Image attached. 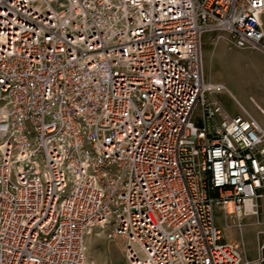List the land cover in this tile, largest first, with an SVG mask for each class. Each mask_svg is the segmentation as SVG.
<instances>
[{"label":"built area","instance_id":"1","mask_svg":"<svg viewBox=\"0 0 264 264\" xmlns=\"http://www.w3.org/2000/svg\"><path fill=\"white\" fill-rule=\"evenodd\" d=\"M264 52V0H0V264H264V131L204 80L206 32ZM197 107L201 117L196 118Z\"/></svg>","mask_w":264,"mask_h":264},{"label":"rangeland","instance_id":"2","mask_svg":"<svg viewBox=\"0 0 264 264\" xmlns=\"http://www.w3.org/2000/svg\"><path fill=\"white\" fill-rule=\"evenodd\" d=\"M201 58L204 80L223 84L217 95L231 113L246 107L254 119L264 126V52L236 47L225 30L206 32L202 38ZM197 107L195 117H201ZM219 224L228 238L240 240L242 253L249 257L258 254V236L264 233V192L259 199V213L246 216L238 225H226L220 216ZM121 238L108 239L92 233L86 239V264H132Z\"/></svg>","mask_w":264,"mask_h":264},{"label":"crops","instance_id":"3","mask_svg":"<svg viewBox=\"0 0 264 264\" xmlns=\"http://www.w3.org/2000/svg\"><path fill=\"white\" fill-rule=\"evenodd\" d=\"M214 97H216L217 98V95L215 94L214 95ZM224 106V105H223ZM225 108V107H224ZM226 109V108H225ZM226 111L229 113V114H231V115H237V114H242V115H250V112H249V110L246 108V107H242V109H239V111L238 112H235V113H231L228 109H226ZM260 125H261V127H262V129H263V131H264V126L259 122V120L257 119L256 120ZM219 217H220V214H219ZM218 217V218H219Z\"/></svg>","mask_w":264,"mask_h":264}]
</instances>
